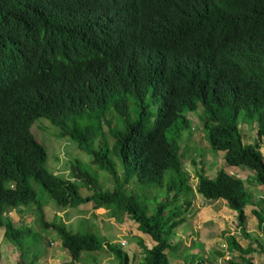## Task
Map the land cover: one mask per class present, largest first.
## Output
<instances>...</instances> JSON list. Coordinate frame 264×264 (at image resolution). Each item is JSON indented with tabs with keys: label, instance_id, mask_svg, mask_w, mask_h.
I'll return each mask as SVG.
<instances>
[{
	"label": "trees",
	"instance_id": "1",
	"mask_svg": "<svg viewBox=\"0 0 264 264\" xmlns=\"http://www.w3.org/2000/svg\"><path fill=\"white\" fill-rule=\"evenodd\" d=\"M154 103L156 110L145 122V108ZM199 107L210 149L223 151L226 165L249 169L252 184L264 187V0H0V226L19 251V264L41 240L31 234L51 232L70 258L59 264L103 249L114 264L136 259L121 243L88 230L72 233L65 223L45 218L35 183L60 207L92 200L96 208L122 210L155 241L147 247L137 239L142 255L137 262L171 264L170 251L179 247L172 239L187 219L193 191L181 165L192 133L188 113ZM110 112L115 123L107 118ZM240 114L247 123L256 122L253 142L243 141ZM38 117L91 153L111 175L113 188L102 190L98 177L86 172L78 171L74 179L49 172L45 148L31 131ZM82 121L89 123L78 131ZM105 122L116 139L118 162L106 154L108 148L98 151L105 143L100 133ZM196 175V192L223 201L244 230L250 192L243 180L225 168L213 178L204 171ZM129 184L161 187L165 195L150 208L135 193L138 187L127 193ZM92 187L95 192L81 194ZM31 209L39 215L40 233L16 226L7 215ZM261 210L251 213L264 232ZM227 240L241 257L226 264H264L242 256L252 247H241L232 236ZM183 259L210 263L205 255Z\"/></svg>",
	"mask_w": 264,
	"mask_h": 264
},
{
	"label": "rangeland",
	"instance_id": "2",
	"mask_svg": "<svg viewBox=\"0 0 264 264\" xmlns=\"http://www.w3.org/2000/svg\"><path fill=\"white\" fill-rule=\"evenodd\" d=\"M157 107V104H150L145 108V113L143 114V118L145 122L149 121L151 119L150 114L155 112ZM202 112V108L199 107L196 111H193L192 113H188V117L190 118L191 122V138L194 139V142L196 141L197 146L199 147L200 155L195 154L193 157L195 159V164L189 163V157L191 156L192 149H194V142L191 143V141L187 142V147L184 153V160L187 161L188 167L193 173V170L191 169L194 167L197 171H204L207 172V168L211 165L214 166V168H225V170L229 171L232 170V166H228L220 159L219 156H217V152H214L213 150L208 147L209 143L206 136V131L203 130L202 124L198 119V115H200ZM133 115H136V112L133 111ZM138 115V113H137ZM107 118L111 119V123L116 122L115 114L107 113ZM250 123H247L246 120H243V115H239V122L247 123L248 131L243 128V125L240 126L239 130L242 134L243 140L247 143V141L253 142L254 139H256V133L251 132L249 129L253 128L256 129V122L251 121V119L248 120ZM89 123L87 121H82L78 124L77 130L78 131H84L85 125ZM107 122L103 123V130H100V133H104L105 137V143L104 145L98 149V151H103L104 148H108L109 150L106 152V154H109V156L113 157V160L118 162V160L115 157L116 150V139L112 136V132L109 130V126L106 125ZM112 126V125H111ZM110 126V127H111ZM31 131L33 135L35 136L36 140L42 144V146L45 148L46 151V161H45V167L47 170L53 174H56L57 176L63 178V179H74V176L78 174V171L81 173L85 172L87 174H90L91 176L98 177V183L101 185V189H112L113 188V181L110 178V174L99 168V163L96 161L94 156L89 153L88 151L80 150L77 147V144L74 143L72 140L65 137H59L58 129L55 127L47 118L45 117H38L35 119L33 124L31 125ZM184 133H187L185 131ZM171 133L168 132V135ZM98 141L95 142V145H97ZM250 143V142H248ZM208 149H209V155H208ZM261 151L264 154V138L261 140ZM183 150V149H182ZM223 155V151H221ZM237 171L244 169V173L242 179L244 182L245 190L248 191V184L252 183L253 173L249 171V169L237 166ZM120 170V169H119ZM213 171H211L212 173ZM230 172V171H229ZM210 174V173H209ZM234 176L237 174V172L232 173ZM237 177V176H236ZM191 180V181H190ZM189 180V183L192 184V181L194 180V177H191ZM137 185V186H135ZM138 189L135 191V193L140 194L143 198L145 197L146 203L149 204V207L152 208V206L156 203V201L161 200L165 195V190L161 187H154L150 189H146L143 186H138V184H129L127 193H130V191L135 190V188ZM143 189V192L142 190ZM145 189V190H144ZM252 189H256V192L258 189L256 187H252ZM35 190L37 192V199L42 200L43 206H42V212L44 213L45 218H49L51 220L57 221V222H63L66 225V228L68 231L74 233V232H82L85 230L91 231L101 237L103 240H109L110 242L119 244L121 241L125 243L127 242L125 246H123L126 251L132 253H136V259L133 264H141L140 262H137L141 257L140 250L141 248L137 245V242H135L137 239H139L136 234H133V232L139 231L145 236L147 234L143 233L141 230L137 229V224L129 219V217L126 214H123V211L118 210L116 211L114 209V206H101L99 208H96L93 203L94 201H90L87 203L80 204L79 206L75 208L71 207H60L54 200H52L48 195L41 191L40 185L35 183ZM96 188L92 187L90 190L88 189H82L81 194L83 196L87 194H91L95 192ZM140 190V191H139ZM197 193V192H196ZM264 194V193H263ZM198 197L201 201L206 200L203 198L200 194H198ZM190 197L192 203L195 205L200 202L193 194L188 195V198ZM264 197V195L262 196ZM250 198V196H249ZM254 201L250 200L248 201L249 204H246L244 209L245 213L250 216V208L255 206V208H258V206L262 209L261 213L264 214V203L263 201L257 196L254 195ZM206 201H214V200H206ZM221 201V200H220ZM252 202H255L256 205L251 204ZM248 205V207H247ZM204 206V205H203ZM196 207V206H194ZM227 207V206H226ZM21 209H25V206L20 205ZM228 208V207H227ZM230 209V208H228ZM192 211V209L190 210ZM197 209L195 208L193 210L194 213L197 214ZM7 215L12 218L14 221V224L16 226H28L30 227L33 232L38 233L41 227V223H39V215L37 213L36 209H31L30 211L26 213L19 212V210H11L7 212ZM249 220V219H248ZM251 220V219H250ZM249 220V221H250ZM248 221V222H249ZM248 227V234H250L248 237L234 234L236 237H238L239 241H241L244 244V247H252L253 250L246 254L245 257H250L253 261L258 262L262 261L264 262V232L255 226L253 224L252 220L248 223L246 228ZM38 230V231H37ZM40 233V232H39ZM34 237H37L40 240L38 244H36L34 247H32L29 250V254L25 257L24 264H29V256L32 254H38L37 260L33 264H59L62 261H69L70 258L68 256V253L64 248L60 246L59 239L57 235L53 232L47 233L45 236L34 235ZM27 237V236H26ZM222 241L219 242L222 243L221 247H219L218 250L221 249L222 252L218 251L219 253H223L221 256L215 257L213 260V263L209 264H226V261L230 258L229 255L231 253L226 249L224 243L226 242L224 237H221ZM121 242V243H122ZM195 245H197V253H202L200 251L203 247H201L202 238L197 241ZM145 244V242H143ZM184 242L182 241L180 247H183ZM146 245V244H145ZM185 250V257L186 260L189 261H196L198 259L197 254H193L190 249L186 252ZM199 251V252H198ZM174 251H170V254ZM228 252V253H227ZM238 253V252H237ZM204 256V254H202ZM171 256V261L175 262L176 259H174L173 255ZM197 256V257H196ZM79 262H75L73 264H114V259L112 258V254L108 253L107 251L100 250V251H92V252H82L80 255ZM20 255L19 251L14 245H11L8 241L4 238V227L0 226V264H19ZM239 261V260H237Z\"/></svg>",
	"mask_w": 264,
	"mask_h": 264
},
{
	"label": "crops",
	"instance_id": "3",
	"mask_svg": "<svg viewBox=\"0 0 264 264\" xmlns=\"http://www.w3.org/2000/svg\"><path fill=\"white\" fill-rule=\"evenodd\" d=\"M240 124L243 125V128L248 131V127H247L246 122H243ZM240 124H239V128L241 126ZM249 130L251 132L256 133V129L251 128ZM190 141H191V143H193L194 139L190 138ZM251 141H247V143L251 142ZM182 145L184 146V144H182ZM208 147H209V145H208ZM199 153H200L199 147L197 146L196 141H195L194 142V149L192 150L191 156L189 157V160H190L189 163L193 164V159H194L193 156L195 154L200 155ZM209 154L210 153H209V149H208V155ZM217 156H219L220 159L223 161V155H222L221 151L217 152ZM184 157L185 156L183 154V156L181 158V165H182L183 171L185 172L186 176L188 177L187 184L190 185L193 189L192 193H190V194H193L200 202H198L195 205L191 201V203L189 204V207H188L189 213H188L187 219L182 224L177 226V228L175 230L172 241H173V244L176 242H179V247H178V249H174L173 250L174 252L171 253V255H173L174 259H176L175 262H172L171 256H170L171 264H186L185 263L186 261H184V259H183L185 257L184 251L185 250L188 251L189 249L191 251H193L192 253H195L198 255L204 254L207 257L208 262H214L213 260L215 259V257L222 255L221 253L218 252V251L222 252L221 249L218 250L219 247H221V245H222V243H220L221 245H219V242L222 241L221 237H224L226 240V242L223 245V246H225L226 251L228 250L231 253V255H229L228 258H230V259L235 258V260H240L241 254H239V252L237 250H235V248H233L234 250H230L227 238H228V236L234 237L235 241H237L241 247L245 248L244 244L241 241H239L238 237H236L234 234H239V235L245 236L243 233L245 231L246 232L249 231L248 227L246 228V226L248 225V223L251 220H252L253 224H255V226L257 227V219L251 213V211L253 209H257V208H255V206L250 208V216H248L246 214L245 228H244V230L243 229L240 230L235 224V214H236L235 211H233L232 209H228L223 201H220V200H214V201L204 200V201H201L199 199V197L196 193V184H197L196 169L194 167H192L191 168L193 170V173H192L188 167L187 161L184 160ZM214 166L211 165L210 167H208L207 168L208 173L204 172V174L210 178L215 177L217 171L220 168H218V167L214 168ZM236 167L237 166H232V170H229L230 172L228 170L227 171L231 174L233 172H237V174L235 176H237L238 178L243 180L241 176H243L244 169L237 171ZM211 171H213V172L211 173ZM191 177H194L192 184L189 183V180ZM252 187H256L258 189V191L256 192V189H252ZM248 190L250 192L251 201H254V199H253L254 195H257L259 198H261L264 195L263 194L264 193V187L261 185L249 183L248 184ZM189 199H190V197H189ZM251 204L256 205L255 202H252ZM194 206H196V207H194ZM247 207H248V205H247ZM195 208L198 210L197 214L193 212V210ZM191 209H192V211H190ZM248 219L249 220L251 219V220L249 221ZM133 234H136V236H138L139 239H141L143 242H145L147 247H151L155 243V241H153L150 238V236L147 235L144 237V235L142 233H140L139 231H137L135 233L133 232ZM200 238H202V243H200V244H201V247H203L200 250V251H202L201 254L197 253V250H196L197 245H195L196 243H198L197 241H199ZM182 241L184 242L183 243L184 245H183V247H180ZM135 242H137V240ZM126 243L127 242L125 241V245H126ZM218 245H219V247H218ZM215 250H218V251H215ZM242 256L245 257L246 254L242 255ZM77 262H79V261H77Z\"/></svg>",
	"mask_w": 264,
	"mask_h": 264
},
{
	"label": "built area",
	"instance_id": "4",
	"mask_svg": "<svg viewBox=\"0 0 264 264\" xmlns=\"http://www.w3.org/2000/svg\"><path fill=\"white\" fill-rule=\"evenodd\" d=\"M121 244H122V245H124L125 243H124V242H122Z\"/></svg>",
	"mask_w": 264,
	"mask_h": 264
},
{
	"label": "clouds",
	"instance_id": "5",
	"mask_svg": "<svg viewBox=\"0 0 264 264\" xmlns=\"http://www.w3.org/2000/svg\"><path fill=\"white\" fill-rule=\"evenodd\" d=\"M190 119V118H189Z\"/></svg>",
	"mask_w": 264,
	"mask_h": 264
}]
</instances>
